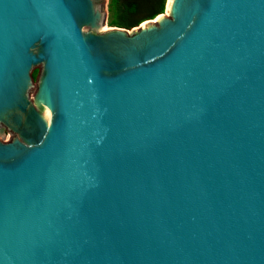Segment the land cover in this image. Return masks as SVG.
Returning <instances> with one entry per match:
<instances>
[{
    "label": "water",
    "instance_id": "obj_1",
    "mask_svg": "<svg viewBox=\"0 0 264 264\" xmlns=\"http://www.w3.org/2000/svg\"><path fill=\"white\" fill-rule=\"evenodd\" d=\"M106 2L0 0V264H264V0Z\"/></svg>",
    "mask_w": 264,
    "mask_h": 264
},
{
    "label": "trees",
    "instance_id": "obj_2",
    "mask_svg": "<svg viewBox=\"0 0 264 264\" xmlns=\"http://www.w3.org/2000/svg\"><path fill=\"white\" fill-rule=\"evenodd\" d=\"M165 0H108L111 27L129 30L161 14ZM119 11V16L113 14ZM112 12H114L112 14Z\"/></svg>",
    "mask_w": 264,
    "mask_h": 264
},
{
    "label": "rangeland",
    "instance_id": "obj_3",
    "mask_svg": "<svg viewBox=\"0 0 264 264\" xmlns=\"http://www.w3.org/2000/svg\"><path fill=\"white\" fill-rule=\"evenodd\" d=\"M111 12H109V9H108V0H107V2H106V20H105V26L107 27V28H116V27H111L109 24H108V21H109V19H110V14ZM114 12H112V14H113ZM115 17H118L119 16V11L118 12H115L114 14H113ZM153 20V19H152ZM145 22V21H144ZM141 23H143V22H141ZM141 23H139V24H141ZM138 24V25H139ZM137 25V26H138ZM136 27V26H135ZM135 27H133V28H135ZM105 28V27H104ZM118 29H121V28H118ZM125 30V29H124ZM130 30V29H129ZM37 73H38V69H33L32 71H31V73H30V76H31V79H32V83H33V85L35 84V81H36V78H37ZM31 93H32V91H31ZM9 136H8V134H7V132L6 131H4L3 130V134L0 136V141H2V142H7V141H9Z\"/></svg>",
    "mask_w": 264,
    "mask_h": 264
},
{
    "label": "bare ground",
    "instance_id": "obj_4",
    "mask_svg": "<svg viewBox=\"0 0 264 264\" xmlns=\"http://www.w3.org/2000/svg\"><path fill=\"white\" fill-rule=\"evenodd\" d=\"M152 21H153V20H152ZM104 29H106V27H105V28H104V27L102 28V30H104Z\"/></svg>",
    "mask_w": 264,
    "mask_h": 264
}]
</instances>
